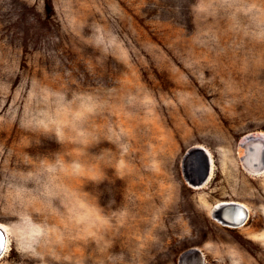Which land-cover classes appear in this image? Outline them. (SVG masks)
Instances as JSON below:
<instances>
[{"label":"rangeland","instance_id":"1","mask_svg":"<svg viewBox=\"0 0 264 264\" xmlns=\"http://www.w3.org/2000/svg\"><path fill=\"white\" fill-rule=\"evenodd\" d=\"M250 135L264 0H0V264H264ZM85 202L106 223L75 226ZM21 215L66 246L18 250Z\"/></svg>","mask_w":264,"mask_h":264},{"label":"clouds","instance_id":"2","mask_svg":"<svg viewBox=\"0 0 264 264\" xmlns=\"http://www.w3.org/2000/svg\"><path fill=\"white\" fill-rule=\"evenodd\" d=\"M89 207L86 202L79 205L81 214L72 220V223L81 230L106 223V221L97 217L96 224H89ZM13 235L20 238L21 246L18 250L22 252H28L31 250V247L38 244L49 250L55 249L56 251H60L66 246V237L60 228H43L33 223L27 215H21L18 218V223L14 226Z\"/></svg>","mask_w":264,"mask_h":264},{"label":"bare ground","instance_id":"3","mask_svg":"<svg viewBox=\"0 0 264 264\" xmlns=\"http://www.w3.org/2000/svg\"><path fill=\"white\" fill-rule=\"evenodd\" d=\"M240 146H241V148H240L241 149L240 150V161L243 165V168L246 171H248L249 173H251L252 175H256V176L262 175L264 173V137H261L260 135L246 136L241 141ZM198 149H202V148H198ZM208 155H209V153H208ZM212 169H214V168H212ZM212 169H211V173L209 174V177L207 179L209 182L213 179L212 178V175H213ZM202 186H204V185H202ZM228 203L234 204L240 208H235V209L231 210L230 212L226 213L224 215V217L230 221L236 222L238 219L243 217L244 214L246 213V216H245L244 221H243V224H246L248 222V219H249V210L243 204H240V203L234 202V201L220 202V203L216 204V206L214 207V211L216 212L217 209H219V207H221L222 205H227ZM215 212H214V217L216 218L217 216H216ZM216 220H218V222L222 223L223 225L233 226L230 224L228 225V223L220 221L219 219H216ZM233 227H236V226H233ZM6 235L7 234H5L4 232H0V255L3 254V252L5 251V246L7 245L6 244ZM6 248H7V246H6Z\"/></svg>","mask_w":264,"mask_h":264},{"label":"water","instance_id":"4","mask_svg":"<svg viewBox=\"0 0 264 264\" xmlns=\"http://www.w3.org/2000/svg\"><path fill=\"white\" fill-rule=\"evenodd\" d=\"M235 208H240V207H238V206H236L234 204H229V203L227 205H222L221 207H219V209H217V211L215 213L216 216H217L216 219H219L220 221H223L225 223H228V225L230 224V225H233V226H236V227L243 225V221H244V218L246 216V213L244 214L243 217H241L240 219H238L236 222L230 221V220H228V219H226L224 217V215L226 213L230 212L231 210H233Z\"/></svg>","mask_w":264,"mask_h":264}]
</instances>
